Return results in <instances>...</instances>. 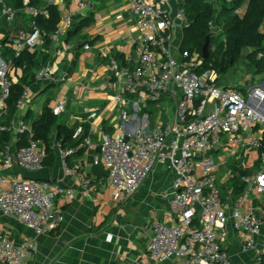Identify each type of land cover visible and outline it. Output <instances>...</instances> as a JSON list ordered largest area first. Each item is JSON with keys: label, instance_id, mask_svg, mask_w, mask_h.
Returning <instances> with one entry per match:
<instances>
[{"label": "built area", "instance_id": "2783aa9c", "mask_svg": "<svg viewBox=\"0 0 264 264\" xmlns=\"http://www.w3.org/2000/svg\"><path fill=\"white\" fill-rule=\"evenodd\" d=\"M21 1L23 12L32 19V30L19 33L13 45L16 57L26 48L32 51L45 45L46 35L36 19L48 18L50 5L59 7L69 0H43L40 7L32 6V0ZM186 1L173 7L172 0H126L134 19V54L124 64L111 62L114 83L119 87L113 102L122 107L119 133L102 135L94 165L103 167L109 185L128 198L139 191L157 164L175 172L171 207L179 226L152 222L148 246L152 260L160 264H230V254L218 231L226 232L232 224L244 249L255 253L257 264H264L263 222L246 208L251 195L264 194V75L251 76L256 84L242 82V92L238 86L225 84L212 65L201 71L205 61L202 54L182 49L185 32L191 27ZM77 6V12L62 16L51 39L66 37L74 18L89 8L90 0H78ZM19 13L9 0H0V27L3 22L13 24ZM216 28L212 23L213 31ZM2 50L0 43V139L10 132L12 140L5 146L0 143V213L40 236L62 224L64 217L55 202L58 198L71 199L73 192L53 180H25L13 173L16 166L30 172L42 170L48 154L45 145L34 140L27 120L31 108L28 89L17 104L16 115L9 116L7 100L14 84L10 79L14 68L12 60L2 59ZM85 50L90 51V45ZM53 75L51 66L44 67L36 73V82H47ZM128 96L135 100L127 101ZM166 98L176 103L172 121L140 124L142 109L149 102L157 104ZM66 108L62 100L52 112L59 117ZM24 136L28 146L19 147ZM58 148L64 173L77 175L67 160L79 148L63 150L60 144ZM222 152L231 159L252 163V172L241 176L245 191L240 196L234 189L222 192L216 175L219 164L212 157ZM35 252L34 243L18 245L0 234V264H29Z\"/></svg>", "mask_w": 264, "mask_h": 264}, {"label": "crops", "instance_id": "0c3cea01", "mask_svg": "<svg viewBox=\"0 0 264 264\" xmlns=\"http://www.w3.org/2000/svg\"><path fill=\"white\" fill-rule=\"evenodd\" d=\"M180 1L172 0L173 7ZM77 3L78 0H69L59 6L61 16L77 12ZM90 16L94 22L83 31L85 40L67 43L65 37H59L32 50L38 53L33 74L51 66L54 75L47 82H33L26 88L31 97L29 111L33 112L35 121L42 117L46 105L53 110L64 100L67 108L59 116L61 123L68 127L78 125L76 136L82 132V124L90 125V134L81 144V148H86L85 154L67 160L71 169H77V175L64 173L62 151L55 135L52 137L51 148L57 159L54 168H49L51 180L73 192L71 199L58 198L55 202L64 221L53 231L37 236L25 225L0 213V234L18 245L26 241L35 244L36 252L29 264H160L148 255V246L153 236V221L179 226L171 207L175 172L165 164H157L139 191L128 198L109 185L104 168L98 170L94 165L100 154L102 135L119 133L122 107L113 102L119 87L114 83L111 62L117 60L124 64L128 56H133L134 19L126 0H90L89 8L80 12L74 21ZM21 31L30 33V24L18 33L12 32L10 39L14 44ZM6 33L7 29L0 30V41H8ZM86 45H90V51L85 50ZM13 71L10 79L15 84L22 77V70ZM61 78L68 81L62 83ZM175 107L176 103L169 98L157 104L149 102L138 114L143 119L140 124L169 123L174 118ZM130 115H134L133 110ZM133 124L137 125L138 121ZM227 155L222 152L212 156L219 164L216 175L224 194L235 189L237 178L241 180L242 175L252 172L251 161L242 163ZM246 208L260 217L264 232V194L251 195ZM218 237L230 254V264H257L255 253L244 249L232 224L226 232L218 231Z\"/></svg>", "mask_w": 264, "mask_h": 264}, {"label": "trees", "instance_id": "16d2710c", "mask_svg": "<svg viewBox=\"0 0 264 264\" xmlns=\"http://www.w3.org/2000/svg\"><path fill=\"white\" fill-rule=\"evenodd\" d=\"M9 3L20 12L16 22L13 24L4 23L0 28V30L7 29L5 38H8L7 42L4 39L0 41L3 45L2 59L6 62L12 60L13 68L22 70V77L18 83L12 85L10 97L7 100L9 116L13 118L24 91L31 83H36L33 72L37 66L38 53L26 48L16 57L13 40L10 39L11 34L28 28L32 19L23 12L21 0H9ZM31 5L40 7L44 5V1L32 0ZM185 10L191 27L185 32L183 50L202 54L207 36L212 35L210 56L208 60L204 61L201 71L207 70L212 65V68L217 70L225 80L244 62L248 75L255 77L264 75V0H187ZM48 11V18L40 16L36 19L38 27L46 35L45 43L51 42L50 36L58 30L62 19L58 6L50 5ZM93 22V16L74 22L65 41L70 43L77 39L85 40L83 31ZM212 23L217 28L223 29L222 34L225 36V41L218 46L213 45ZM238 87L243 92L242 88ZM27 120L33 121L34 140L41 141L47 148L48 156L44 161L46 167L53 169L56 164V153L51 148L54 135L63 150L79 148L68 160L80 158L85 154L86 148H81V144L90 134L89 124H82V132L76 136L78 125L68 127L61 123L59 117L53 114L48 105L45 106L44 113L39 120H34L32 111H28ZM26 138L27 136L23 137V142L19 147L28 146ZM11 140L12 133L8 132L1 136L0 143L5 146ZM96 169L103 170V167L96 166ZM104 173L105 178L108 173ZM234 190L236 196L242 195L245 191V185L238 178Z\"/></svg>", "mask_w": 264, "mask_h": 264}, {"label": "rangeland", "instance_id": "374dc122", "mask_svg": "<svg viewBox=\"0 0 264 264\" xmlns=\"http://www.w3.org/2000/svg\"><path fill=\"white\" fill-rule=\"evenodd\" d=\"M223 29L216 28L212 33L214 35V46H218L220 43L225 41V36L222 34ZM249 73L246 72L245 63L243 62L229 77L225 78L224 83L232 86H241L242 82L249 83L253 81L256 84V78H251ZM262 79V78H260Z\"/></svg>", "mask_w": 264, "mask_h": 264}, {"label": "water", "instance_id": "95a60500", "mask_svg": "<svg viewBox=\"0 0 264 264\" xmlns=\"http://www.w3.org/2000/svg\"><path fill=\"white\" fill-rule=\"evenodd\" d=\"M211 37H212V35L207 36L205 44L202 48V56H203L204 60H208V58L210 56ZM13 173L16 175H22V177L25 180L43 181V182H49L51 180L50 170L47 167H44L40 171L30 172V171H26V170L21 169L20 167L16 166L13 169Z\"/></svg>", "mask_w": 264, "mask_h": 264}]
</instances>
